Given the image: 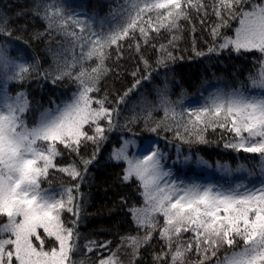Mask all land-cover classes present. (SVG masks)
Instances as JSON below:
<instances>
[{"label": "snow or ice", "instance_id": "snow-or-ice-1", "mask_svg": "<svg viewBox=\"0 0 264 264\" xmlns=\"http://www.w3.org/2000/svg\"><path fill=\"white\" fill-rule=\"evenodd\" d=\"M0 264H264V0H3Z\"/></svg>", "mask_w": 264, "mask_h": 264}, {"label": "trees", "instance_id": "trees-1", "mask_svg": "<svg viewBox=\"0 0 264 264\" xmlns=\"http://www.w3.org/2000/svg\"><path fill=\"white\" fill-rule=\"evenodd\" d=\"M2 2H3V0H0V3H2ZM7 2L11 3V4H14V3H16V0H7ZM19 2L21 4H23V3L27 2V0H19ZM213 151H214L213 148L206 149L207 153H213ZM215 151H219V150H215ZM104 203H107V201H104ZM100 207H101V201H100V199H97L96 202H95V207H91V205H89V210L91 212L95 213L97 211V209H99ZM103 211H104V216L103 217H90L89 218V221H88L89 226H92L93 220L107 219L106 209H104Z\"/></svg>", "mask_w": 264, "mask_h": 264}]
</instances>
